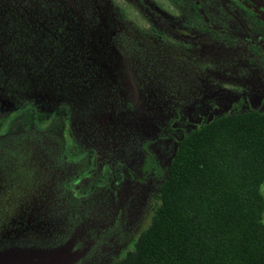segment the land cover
<instances>
[{"label":"rangeland","instance_id":"1","mask_svg":"<svg viewBox=\"0 0 264 264\" xmlns=\"http://www.w3.org/2000/svg\"><path fill=\"white\" fill-rule=\"evenodd\" d=\"M193 1L0 0V121L26 104L37 124L68 114L64 135L34 130L29 112L0 129V264L120 259L150 225L183 132L241 97L264 112L256 34ZM60 137L94 155L79 181L87 157L61 159Z\"/></svg>","mask_w":264,"mask_h":264},{"label":"trees","instance_id":"2","mask_svg":"<svg viewBox=\"0 0 264 264\" xmlns=\"http://www.w3.org/2000/svg\"><path fill=\"white\" fill-rule=\"evenodd\" d=\"M244 104L241 97L232 110L183 132L149 227L111 264H264V112L245 110ZM24 112L31 113L36 131L57 126L64 135L68 130L66 111L39 124L31 105L14 113ZM13 114L0 121V129ZM60 138L61 159L87 157L73 178L79 181L95 169L94 155H75L73 141ZM145 165L146 174L158 171L151 152ZM108 171L114 178V169L105 167L103 179L110 177Z\"/></svg>","mask_w":264,"mask_h":264},{"label":"flooded vegetation","instance_id":"3","mask_svg":"<svg viewBox=\"0 0 264 264\" xmlns=\"http://www.w3.org/2000/svg\"><path fill=\"white\" fill-rule=\"evenodd\" d=\"M193 9L199 15H242L245 29L264 50V0H194Z\"/></svg>","mask_w":264,"mask_h":264}]
</instances>
